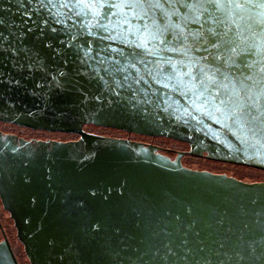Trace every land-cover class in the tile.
<instances>
[{
  "label": "water",
  "instance_id": "obj_1",
  "mask_svg": "<svg viewBox=\"0 0 264 264\" xmlns=\"http://www.w3.org/2000/svg\"><path fill=\"white\" fill-rule=\"evenodd\" d=\"M0 122L22 264H264V0H0Z\"/></svg>",
  "mask_w": 264,
  "mask_h": 264
},
{
  "label": "flooded vegetation",
  "instance_id": "obj_2",
  "mask_svg": "<svg viewBox=\"0 0 264 264\" xmlns=\"http://www.w3.org/2000/svg\"><path fill=\"white\" fill-rule=\"evenodd\" d=\"M89 126H92V125H89ZM42 133L55 134V133H50V132H46L42 130H32L29 128L20 127L18 125H14L10 123L0 122V137L3 139L8 138V137L12 138L16 141L17 144H19L22 141L30 142V143L39 142V141L41 142H46V141L70 142V141H75L79 139L77 135H76L78 137L77 139L66 140V141H59L56 139H49V138L43 139L39 137V135ZM58 134H64V133H58ZM68 135H71V134H68ZM129 135H133V134H129ZM165 153L174 155L176 157L175 152H165ZM185 157H183V159ZM200 171H204V170H200ZM21 247H23L24 249V246L18 237V231L15 226L14 220L12 219L10 213L5 209V206L3 205V202L0 197V264L10 263L11 261L9 260L10 258L9 254L11 253L14 255L17 263L22 264L21 262L22 254L20 250ZM24 253L26 255L25 249H24Z\"/></svg>",
  "mask_w": 264,
  "mask_h": 264
}]
</instances>
